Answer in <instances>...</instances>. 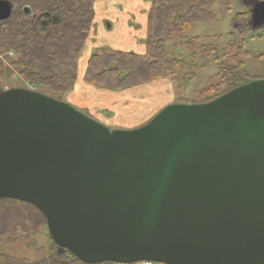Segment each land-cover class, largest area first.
<instances>
[{
    "label": "water",
    "instance_id": "obj_1",
    "mask_svg": "<svg viewBox=\"0 0 264 264\" xmlns=\"http://www.w3.org/2000/svg\"><path fill=\"white\" fill-rule=\"evenodd\" d=\"M12 10L0 0V22ZM263 22L259 2L250 23ZM1 200L34 207L58 252L85 264H264V79L113 131L0 90Z\"/></svg>",
    "mask_w": 264,
    "mask_h": 264
},
{
    "label": "trees",
    "instance_id": "obj_2",
    "mask_svg": "<svg viewBox=\"0 0 264 264\" xmlns=\"http://www.w3.org/2000/svg\"><path fill=\"white\" fill-rule=\"evenodd\" d=\"M5 1L13 5V10L7 20L0 22V56H3L0 58V83L16 76L30 86L40 87L39 93L51 98L71 91L77 79L78 58L92 27L96 0ZM148 1L144 53L97 48L86 61L82 77L84 83L109 92L126 91L165 78L181 86L182 79H192L193 75L180 78L179 73L184 72L187 62L168 54L176 47L167 44L176 42L183 49L210 55L218 67V72L205 87L192 91L197 101L195 104L210 102L236 87L257 80L248 76L244 64L250 56L243 46V36L249 31L246 24L250 20L249 13L234 16L233 23L239 21L245 25L232 28L229 36L238 35V40L229 42L224 48L198 46L199 37H188L195 24L216 19L217 6L229 11L234 2L240 0ZM26 6L30 8L28 15H24L21 9ZM9 53L12 57L8 56ZM253 58L264 61V53ZM21 207L30 209V214L26 215ZM28 222L46 227L43 216L31 205L14 200L0 201V237L14 242L9 231L20 226L25 233L29 228L25 223ZM49 241L48 255L40 260L31 261L0 253V264H85L68 251L59 253L50 237Z\"/></svg>",
    "mask_w": 264,
    "mask_h": 264
},
{
    "label": "rangeland",
    "instance_id": "obj_3",
    "mask_svg": "<svg viewBox=\"0 0 264 264\" xmlns=\"http://www.w3.org/2000/svg\"><path fill=\"white\" fill-rule=\"evenodd\" d=\"M143 2L137 3L136 1L138 5L143 4ZM259 2L264 3V0L236 1L229 11H223L217 6L218 16L216 19L195 24L190 29L188 37H199L198 46L213 45L224 48L229 42H237L238 35L229 36V33L233 27H242L245 22L238 21L233 23L234 16L240 13H249L251 15L253 7ZM141 14L138 13V15ZM246 24L249 27V31L243 36V46L250 56L244 60L245 71L253 79H264V61H256L253 58L256 54L264 53V22L259 26L253 27L250 20ZM167 45L176 47L173 52L168 53L170 57L179 56L187 62L184 72L179 73L180 78L184 75L188 77L193 75L192 79H182L181 86H178L177 82L172 83L169 78H165L121 92L109 94L97 91L98 89L81 82V76L84 73L89 55L88 48V50L84 49L78 58L77 81L73 89L67 93L54 95L53 99L70 105L94 119H100L97 114L102 112L105 118H110L111 120L110 124L105 125L111 131L138 128L147 123L169 104H195L197 101L193 97L192 91L205 87L209 80L218 72V67L210 55L183 49L177 42L168 43ZM8 56L12 57V54L9 53ZM0 58L2 59L3 56H0ZM2 62L6 64L4 61ZM12 88L36 92H41L42 90L38 86H30L26 81L16 76L1 81L0 90L4 91ZM20 209L24 210L26 215L31 212L30 209H24L23 207ZM25 224L29 227L25 233L20 226H17V230L15 227V229L12 228L9 231L13 235L14 242L11 241V243L8 238L0 237V253L16 258H26L31 261L46 257L51 243L45 225L36 226L32 222ZM29 244H32V247ZM38 249L42 251H37Z\"/></svg>",
    "mask_w": 264,
    "mask_h": 264
},
{
    "label": "crops",
    "instance_id": "obj_4",
    "mask_svg": "<svg viewBox=\"0 0 264 264\" xmlns=\"http://www.w3.org/2000/svg\"><path fill=\"white\" fill-rule=\"evenodd\" d=\"M136 1L137 3L143 2V0ZM136 1L96 0L94 2L92 27L83 47V50L89 48L88 56L97 48L132 52L140 55L144 53L145 23L149 1L144 0L143 4L139 5ZM138 13L142 14L138 15ZM82 77L83 74L81 82H83ZM97 91L112 93L99 89ZM97 115L100 119L95 120L103 125L110 124V118H105L102 112Z\"/></svg>",
    "mask_w": 264,
    "mask_h": 264
},
{
    "label": "built area",
    "instance_id": "obj_5",
    "mask_svg": "<svg viewBox=\"0 0 264 264\" xmlns=\"http://www.w3.org/2000/svg\"><path fill=\"white\" fill-rule=\"evenodd\" d=\"M142 264H151V263H149V262H143Z\"/></svg>",
    "mask_w": 264,
    "mask_h": 264
}]
</instances>
